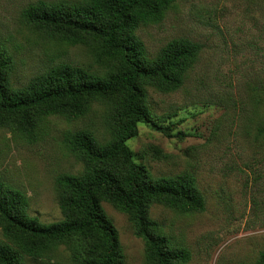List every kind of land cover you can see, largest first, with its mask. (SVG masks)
<instances>
[{
    "label": "rangeland",
    "instance_id": "rangeland-1",
    "mask_svg": "<svg viewBox=\"0 0 264 264\" xmlns=\"http://www.w3.org/2000/svg\"><path fill=\"white\" fill-rule=\"evenodd\" d=\"M36 1L0 0V40L15 58L13 86L61 62L107 69L92 48L28 24L23 10ZM138 34L151 56L174 38L202 44L181 88L166 94L149 88L155 118L141 122L127 144L155 176L194 174L205 208L181 212L155 203L151 216L174 245L190 250L184 264H254L264 251V142L257 137L264 121V0H177L162 21L141 25ZM108 108L97 102L80 118L51 116L33 140L0 124V182L26 192L29 214L40 222L63 218L56 177L84 167L66 144L68 133L89 128L108 137ZM103 206L118 229L125 264H151L129 215L108 201ZM56 253L71 264L68 247L58 245ZM41 260L29 257L27 264Z\"/></svg>",
    "mask_w": 264,
    "mask_h": 264
},
{
    "label": "trees",
    "instance_id": "trees-1",
    "mask_svg": "<svg viewBox=\"0 0 264 264\" xmlns=\"http://www.w3.org/2000/svg\"><path fill=\"white\" fill-rule=\"evenodd\" d=\"M176 1L38 0L24 8V20L45 36L92 48L106 65L103 72L61 62L15 87V58L0 40L1 125L33 140L51 116L76 119L97 102L109 107L108 137L100 138L89 128L68 133L66 144L84 167L56 177L61 220L40 222L29 214L26 192L0 182L5 237L0 240V264H27L29 257L41 258V264H64L58 245L68 247L71 264H125L118 229L103 201L129 215L136 235L145 240L149 263L184 264L190 259V250L173 244L150 208L159 203L181 212L203 210L205 197L195 175L155 176L134 159L127 144L139 134L141 122L155 118L149 88L165 94L181 88L202 50L199 42L180 37L151 56L139 36L141 25L162 21ZM257 137L264 142V121ZM254 264H264V251Z\"/></svg>",
    "mask_w": 264,
    "mask_h": 264
}]
</instances>
